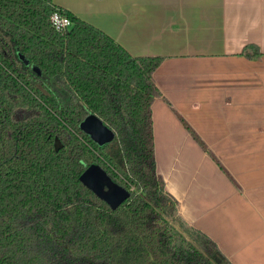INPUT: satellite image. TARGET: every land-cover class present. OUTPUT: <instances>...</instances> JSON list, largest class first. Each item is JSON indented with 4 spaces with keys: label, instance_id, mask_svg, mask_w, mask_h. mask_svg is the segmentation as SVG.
<instances>
[{
    "label": "trees",
    "instance_id": "trees-1",
    "mask_svg": "<svg viewBox=\"0 0 264 264\" xmlns=\"http://www.w3.org/2000/svg\"><path fill=\"white\" fill-rule=\"evenodd\" d=\"M56 10L68 30L52 25ZM162 61L54 0H0V264H234L158 173ZM90 115L110 142L81 128ZM94 164L130 191L115 210L81 181Z\"/></svg>",
    "mask_w": 264,
    "mask_h": 264
},
{
    "label": "crops",
    "instance_id": "crops-1",
    "mask_svg": "<svg viewBox=\"0 0 264 264\" xmlns=\"http://www.w3.org/2000/svg\"><path fill=\"white\" fill-rule=\"evenodd\" d=\"M54 3L163 58L152 109L165 189L234 264H264V0Z\"/></svg>",
    "mask_w": 264,
    "mask_h": 264
},
{
    "label": "water",
    "instance_id": "water-1",
    "mask_svg": "<svg viewBox=\"0 0 264 264\" xmlns=\"http://www.w3.org/2000/svg\"><path fill=\"white\" fill-rule=\"evenodd\" d=\"M81 128L100 145L110 142L114 137V131L96 115L88 116ZM81 181L114 210L130 197V191L116 183L98 164L88 167Z\"/></svg>",
    "mask_w": 264,
    "mask_h": 264
},
{
    "label": "built area",
    "instance_id": "built-area-1",
    "mask_svg": "<svg viewBox=\"0 0 264 264\" xmlns=\"http://www.w3.org/2000/svg\"><path fill=\"white\" fill-rule=\"evenodd\" d=\"M50 21L52 25L55 27V29L59 31H66L72 25L70 18L67 15L60 12L59 10L53 12Z\"/></svg>",
    "mask_w": 264,
    "mask_h": 264
}]
</instances>
